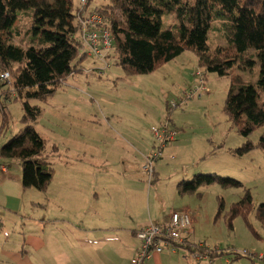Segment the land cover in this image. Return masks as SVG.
Segmentation results:
<instances>
[{"label":"rangeland","instance_id":"1","mask_svg":"<svg viewBox=\"0 0 264 264\" xmlns=\"http://www.w3.org/2000/svg\"><path fill=\"white\" fill-rule=\"evenodd\" d=\"M70 1L73 9L79 8L80 0ZM107 3L92 0L88 11ZM173 21V15H163L162 27L172 26ZM226 22L217 19L212 23L207 34L209 49L227 46ZM32 23V9L19 11L17 29L8 36L10 41L24 48L30 45ZM102 46L97 36L86 47L88 56L89 50L98 55ZM197 61L186 51L151 74L128 76L113 58L106 59V66L89 56L82 63L84 72L68 77L45 103L33 95L17 99L9 84L0 86V127H4L0 147L22 130L23 103L27 102L41 109L34 129L47 142V151L52 146L58 151L57 156L52 154L54 176L44 192L23 188L18 162L3 160L10 173L4 176L0 170V264H126L121 256L129 250H121L110 241L118 230L108 234L98 231L101 235L89 237L83 232L92 228L85 222L101 209H108L106 215L114 227H125L149 214L159 219L168 214L170 218L172 212L188 209L196 218L193 243L216 248L209 254L221 249L225 255L209 258L205 254L208 258L193 262L264 264V231L255 218L256 208L264 204V158L256 147L262 129L247 139L237 133L223 112L230 78L214 73L204 76ZM253 61L252 66L244 63L236 67L234 73L255 83L259 66L256 57ZM198 72L201 76L196 75ZM200 78L208 93L200 91L186 100L185 93L194 89ZM5 91L12 94L8 100L2 96ZM259 101L264 102V94L259 95ZM247 140L254 145L252 151L236 154ZM144 153L159 156L152 178L143 169L147 163ZM132 158L142 159L140 167L134 165L133 174L130 166L124 167ZM146 166L150 167L149 162ZM197 174L234 179L243 188H223L214 183L199 188V195H178L177 184ZM124 175L134 177V182ZM244 189L250 192L253 208L246 219L235 217L230 230L224 215L242 199ZM221 201L223 214L215 219ZM81 207L85 222L75 220L70 212ZM92 224L98 225L95 221ZM250 227L257 231V237ZM77 239L96 241L83 246L85 241L77 243ZM235 251L245 254L235 259Z\"/></svg>","mask_w":264,"mask_h":264},{"label":"trees","instance_id":"2","mask_svg":"<svg viewBox=\"0 0 264 264\" xmlns=\"http://www.w3.org/2000/svg\"><path fill=\"white\" fill-rule=\"evenodd\" d=\"M91 1L87 0L83 9H73L70 0H0V75L9 76L7 81H0V86L9 84L17 99L33 95L45 103L68 77L84 72L82 63L89 56L80 38L78 16L88 17ZM25 9L33 10L30 29L33 44L26 48L8 37L17 29V13ZM93 11L102 17L112 37L106 59L113 58L115 65L128 76L151 74L188 51L196 56L204 76L214 73L229 77L223 112L245 139L262 129L256 147L264 158V102L259 101V95L264 94V0H108ZM165 14L173 15L174 19L168 28H163L161 23ZM217 19L227 21V46L209 49L207 34ZM253 57L259 66L255 83L251 82L253 79L244 81L241 74L234 73L244 63L252 66ZM9 93L2 92L5 100L11 98ZM5 110L3 107L4 121L7 120ZM23 112L22 130L0 147L1 163L8 168L3 160H16L21 167L23 188L44 192L54 176L52 154L57 156L58 151L55 146L47 151V142L34 129L41 109L25 102ZM167 112L170 114L169 108ZM3 128L0 127V136ZM253 147L247 140L235 153L243 155ZM214 183L223 188H243L234 179L197 174L190 181L179 182L176 192L181 196L199 195V188ZM249 194L244 189L242 199L225 213L230 230L235 217L246 219L251 212L253 204ZM223 208L221 201L215 219L223 214ZM255 218L264 231V204L256 208ZM249 229L258 236L254 228ZM161 238L176 250L206 254L209 258L225 256L221 249L214 255L209 253L216 248L199 247L187 240L177 243L165 235ZM244 254L233 253L235 259Z\"/></svg>","mask_w":264,"mask_h":264},{"label":"built area","instance_id":"3","mask_svg":"<svg viewBox=\"0 0 264 264\" xmlns=\"http://www.w3.org/2000/svg\"><path fill=\"white\" fill-rule=\"evenodd\" d=\"M87 6V0H80L79 9H83ZM94 10V9H93ZM93 10L88 11V17L83 19L82 17L78 16L79 23L81 25V32L80 38L87 47L95 41L97 36L100 38L102 43V51H98V55H94L91 50H89L91 57L96 58L97 60L102 61L106 66V55L111 51V35L109 30L104 26V22L102 17L95 13ZM92 54V55H91ZM105 59V60H104ZM197 76H201L200 72L196 74ZM8 74L0 75V81H7ZM205 82L200 78L199 84L194 87V89H190L185 93L186 100L192 98L196 93H208V91L204 88ZM172 106H176V103H171ZM156 133V132H155ZM158 157L155 153L152 155H148L146 157V165L150 164L149 166H144L143 169L148 173V177H153V164L155 161L158 160ZM0 170L3 174L8 173V168L6 165L1 163L0 157ZM149 178V179H150ZM193 224L192 215L188 209L183 210L182 212H172L170 214L169 222L166 225H154L150 224L139 231L136 232V238L139 241V247L135 252V257L131 258L129 264H141L142 261H147L152 253H162L164 248H169L170 251H176V247L171 245L169 241L164 240L161 238L162 235L172 237L177 243H182L183 239L181 234H189L191 233ZM192 257L197 260L207 258L205 255L201 254H192Z\"/></svg>","mask_w":264,"mask_h":264},{"label":"crops","instance_id":"4","mask_svg":"<svg viewBox=\"0 0 264 264\" xmlns=\"http://www.w3.org/2000/svg\"><path fill=\"white\" fill-rule=\"evenodd\" d=\"M181 56V55H180ZM179 57V56H178ZM176 59V58H175ZM154 147V146H153ZM149 154L151 153V151L148 152ZM148 153H144L143 157L146 158ZM89 161V163H91V159L87 158ZM88 162V161H85ZM119 163H122L121 161L118 160ZM142 163V159L139 158H132V160L130 162H128L124 167L127 168V166H130L131 173L133 174V168H135V166H141ZM135 165V166H134ZM90 166V165H89ZM92 169L94 170H98L92 167V164L90 166ZM10 173V172H9ZM9 173H7L9 175ZM135 173L137 175L138 170L135 169ZM7 176V175H4ZM126 176V175H124ZM128 177V176H126ZM130 178V181L134 182V177H128ZM150 183V182H148ZM89 190V189H88ZM85 193H83L82 195L84 196ZM85 197V196H84ZM89 197V195H88ZM121 199H123V196H120ZM92 200V199H91ZM72 205L76 207V204L72 202ZM107 209V208H106ZM185 209V208H183ZM78 210H81L80 212H78ZM84 210V208H80L77 210H70V212L72 214L75 215V220L79 221V222H85L83 220V218L81 217L82 215V211ZM97 214L95 218H90L88 219L87 222H85V225L87 226H91V229H87L85 228L83 230L84 234L86 236H92V235H101L99 232L104 231L105 233L108 234V231L110 230H118L119 232L116 233L115 235H113L112 237H110V241L115 242L117 245H120V249L121 250H125L128 251L126 254H124L123 256H121V258H123L126 262V264H129L130 259L133 257V255L135 254V252L137 251L138 247H139V241L136 238V232L139 231L140 229L150 225V224H154V225H166L169 222V218H168V214L162 218H155L154 216H151L150 214L145 217V219L142 220H136L130 223H127L125 227H114V225H112V219H110L106 213H108V209L107 210H96ZM192 219H193V224H192V229H191V233H189L188 235H184L181 234L182 239H186L187 241H190L193 243V236L195 237V230L194 227L196 225V218L195 216L192 215ZM110 220V221H109ZM95 221L98 225H94L92 224V222ZM114 221V220H113ZM127 221V219L125 218V222ZM76 222V221H75ZM92 224V225H91ZM99 231V232H98ZM131 235L134 239L136 238V240L138 241V243L136 242V244H134L132 242V239L130 238ZM86 237V238H88ZM85 238V237H84ZM104 239V237L100 238V241H102ZM85 241V243L83 244V246L89 245L90 243L88 241L90 240H84V239H77V243L79 241ZM91 241H96V239H91ZM90 241V242H91ZM112 243V242H111ZM199 245H204L203 243H199ZM110 244H107V251L109 252V247ZM86 250V249H84ZM87 251V250H86ZM89 251V250H88ZM121 259L118 258V260L116 262H120ZM196 261L193 257H192V253L185 251V249H178L174 252L172 251H163L162 253H152L151 256L149 257V259H147L146 264H196ZM102 262V261H101ZM108 264V263H106Z\"/></svg>","mask_w":264,"mask_h":264}]
</instances>
